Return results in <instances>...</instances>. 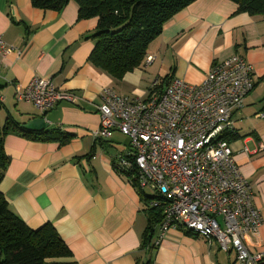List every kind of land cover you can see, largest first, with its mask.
Here are the masks:
<instances>
[{"label":"crops","instance_id":"0c3cea01","mask_svg":"<svg viewBox=\"0 0 264 264\" xmlns=\"http://www.w3.org/2000/svg\"><path fill=\"white\" fill-rule=\"evenodd\" d=\"M97 25V18L79 17L74 0L59 11L35 7L32 0H0V33L18 50L1 60L0 116L49 123L42 134L4 138L10 160L0 190L11 210L32 228L48 222L56 227L72 254L51 264H237L234 251L181 229L170 230L159 246L143 248L144 204L129 176L114 167L130 152L131 140L119 130L108 139L95 135L104 88L146 98L156 79L199 83L214 62L237 54L252 65L255 84L233 115L237 137L229 146L262 216L244 243L264 254V119L256 117L264 110V16L239 11L233 0H194L149 46L154 61L120 79L90 58ZM35 77L51 79L79 101L60 102L45 113L17 101V90ZM158 235L159 227L152 244Z\"/></svg>","mask_w":264,"mask_h":264},{"label":"built area","instance_id":"2783aa9c","mask_svg":"<svg viewBox=\"0 0 264 264\" xmlns=\"http://www.w3.org/2000/svg\"><path fill=\"white\" fill-rule=\"evenodd\" d=\"M14 51L0 33V68L2 58ZM154 59L147 55L144 63ZM254 84L252 65L233 54L214 62L199 83L156 79L146 98L102 90L96 137L108 139L114 130L128 136L130 152L119 157L118 168L136 169L139 187H151L161 197L153 201L163 205L164 214L154 247L170 230L181 229L216 242L222 251H234L237 264L262 262L264 254L248 249L243 239L258 230L262 216L225 138L234 132L233 115ZM16 99L42 113L63 101H79L41 77L18 89ZM256 117L264 119V110Z\"/></svg>","mask_w":264,"mask_h":264},{"label":"trees","instance_id":"16d2710c","mask_svg":"<svg viewBox=\"0 0 264 264\" xmlns=\"http://www.w3.org/2000/svg\"><path fill=\"white\" fill-rule=\"evenodd\" d=\"M71 0H32L35 7L62 10ZM79 6L81 19L97 18L98 25L91 35L96 40L91 53L92 62L110 75L120 79L145 62L151 43L161 35L165 24L194 0H74ZM239 11L264 16V0H233ZM168 77L162 81H166ZM5 107L0 103V114ZM9 112L4 123L0 117V183L9 157L5 152L4 138L11 132L35 136V132L23 127ZM236 133H227L229 142ZM67 137L61 138L66 141ZM137 188L148 223L143 234V248H153L152 241L163 219V205H153L161 200L155 193L147 195L137 182L138 171L134 168L119 169ZM72 251L62 239L56 227L48 222L38 228L30 227L10 208L0 190V264H51V259L70 257Z\"/></svg>","mask_w":264,"mask_h":264},{"label":"water","instance_id":"95a60500","mask_svg":"<svg viewBox=\"0 0 264 264\" xmlns=\"http://www.w3.org/2000/svg\"><path fill=\"white\" fill-rule=\"evenodd\" d=\"M23 127L27 130L40 132L46 130L49 127V123L45 118L38 117L25 123Z\"/></svg>","mask_w":264,"mask_h":264},{"label":"rangeland","instance_id":"374dc122","mask_svg":"<svg viewBox=\"0 0 264 264\" xmlns=\"http://www.w3.org/2000/svg\"><path fill=\"white\" fill-rule=\"evenodd\" d=\"M0 117H1L2 123H4L6 117H3V115H1ZM145 193L147 195L154 196L156 192L151 187H147L145 188Z\"/></svg>","mask_w":264,"mask_h":264}]
</instances>
